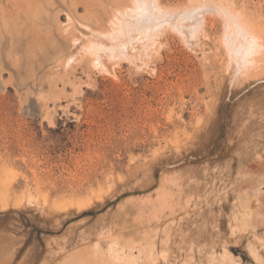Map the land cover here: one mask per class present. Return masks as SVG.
I'll use <instances>...</instances> for the list:
<instances>
[{"label": "rangeland", "instance_id": "obj_1", "mask_svg": "<svg viewBox=\"0 0 264 264\" xmlns=\"http://www.w3.org/2000/svg\"><path fill=\"white\" fill-rule=\"evenodd\" d=\"M129 2L0 0V264H264V70L231 80L219 18L95 69L67 14L108 30Z\"/></svg>", "mask_w": 264, "mask_h": 264}, {"label": "bare ground", "instance_id": "obj_2", "mask_svg": "<svg viewBox=\"0 0 264 264\" xmlns=\"http://www.w3.org/2000/svg\"><path fill=\"white\" fill-rule=\"evenodd\" d=\"M204 4L214 6L216 11H205L199 19L187 15ZM218 18L222 22L220 44L227 59L225 72L236 83L259 75L264 70V23L233 0H187L181 4H167L162 0H130L128 5L113 8L108 30L94 29L86 23L76 22L68 13L64 31L67 32L70 27L79 30L82 37L73 38L74 47L83 48L84 52L79 53L88 55L92 67L110 72V64L115 66L121 61L134 64L141 61L142 66L146 67L153 58L155 63L161 59L164 46H170L174 37H178L186 48L197 52L198 47L203 46V40L210 36L211 20ZM74 59L73 55L66 59L65 67ZM208 64L203 63L205 67ZM116 249L117 246L112 245L110 252L113 260L119 261L121 257ZM252 256L256 261L259 259L256 253ZM123 259L127 264H137L135 257Z\"/></svg>", "mask_w": 264, "mask_h": 264}, {"label": "snow or ice", "instance_id": "obj_3", "mask_svg": "<svg viewBox=\"0 0 264 264\" xmlns=\"http://www.w3.org/2000/svg\"><path fill=\"white\" fill-rule=\"evenodd\" d=\"M205 11H208V12H214L216 11L215 7L212 6V5H209V4H204L201 8L199 9H196V10H192L190 11L189 13H187V15H190L194 18H197L199 19L200 18V14L205 12ZM150 19V18H149ZM247 38V37H246Z\"/></svg>", "mask_w": 264, "mask_h": 264}]
</instances>
